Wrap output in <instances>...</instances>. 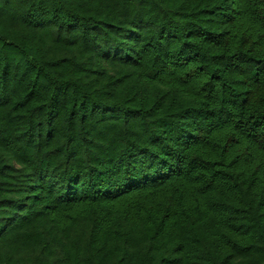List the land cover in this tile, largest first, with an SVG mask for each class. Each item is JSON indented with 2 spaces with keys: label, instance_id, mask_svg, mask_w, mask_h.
Instances as JSON below:
<instances>
[{
  "label": "trees",
  "instance_id": "trees-1",
  "mask_svg": "<svg viewBox=\"0 0 264 264\" xmlns=\"http://www.w3.org/2000/svg\"><path fill=\"white\" fill-rule=\"evenodd\" d=\"M0 264H264V0H0Z\"/></svg>",
  "mask_w": 264,
  "mask_h": 264
}]
</instances>
